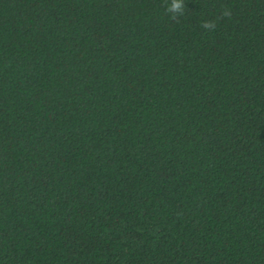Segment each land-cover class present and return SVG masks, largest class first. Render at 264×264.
I'll use <instances>...</instances> for the list:
<instances>
[{
	"label": "trees",
	"instance_id": "obj_1",
	"mask_svg": "<svg viewBox=\"0 0 264 264\" xmlns=\"http://www.w3.org/2000/svg\"><path fill=\"white\" fill-rule=\"evenodd\" d=\"M185 7L0 0V264H264V0Z\"/></svg>",
	"mask_w": 264,
	"mask_h": 264
},
{
	"label": "clouds",
	"instance_id": "obj_2",
	"mask_svg": "<svg viewBox=\"0 0 264 264\" xmlns=\"http://www.w3.org/2000/svg\"><path fill=\"white\" fill-rule=\"evenodd\" d=\"M165 5V12L169 18L173 21H179V19L185 14V0H163ZM221 18L231 17V10L227 7H223L220 13ZM203 29L214 31L216 29L215 20H202L201 25Z\"/></svg>",
	"mask_w": 264,
	"mask_h": 264
}]
</instances>
